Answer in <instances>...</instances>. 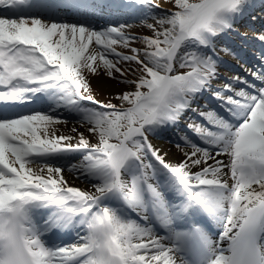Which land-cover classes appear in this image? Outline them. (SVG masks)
Returning <instances> with one entry per match:
<instances>
[{"label": "snow or ice", "instance_id": "obj_1", "mask_svg": "<svg viewBox=\"0 0 264 264\" xmlns=\"http://www.w3.org/2000/svg\"><path fill=\"white\" fill-rule=\"evenodd\" d=\"M173 3L158 15V0H0V264H264V66L212 88L214 41L252 0ZM90 10L132 16L152 35L57 19ZM101 69L134 86L121 106L95 98L89 76ZM205 92L217 107L193 108ZM58 109L97 142L59 134ZM188 111L202 122L170 164L148 137ZM65 168L93 190L68 186ZM77 227L74 243L48 239Z\"/></svg>", "mask_w": 264, "mask_h": 264}, {"label": "bare ground", "instance_id": "obj_2", "mask_svg": "<svg viewBox=\"0 0 264 264\" xmlns=\"http://www.w3.org/2000/svg\"><path fill=\"white\" fill-rule=\"evenodd\" d=\"M253 7L248 10L244 15L249 14L250 12L254 11V8L256 7L258 10L261 8H264V0H252ZM162 6L163 4L160 3ZM255 5V7H254ZM162 8V7H160ZM158 10V9H157ZM256 10V9H255ZM109 20V19H108ZM149 19L147 22L148 23H153V21ZM121 23H125L128 25H131L130 28H127L126 31L130 32L133 35L136 36H146L147 33L145 32L148 31L146 27H143L138 19H134L131 22L126 23L125 20H122ZM235 24L237 25L235 28ZM101 25L103 23L99 24H93L92 26L101 29ZM119 25V24H118ZM244 25L243 21H239V18L235 21L233 25V30L236 31L238 30V27ZM252 28L253 30L256 31L255 35L256 37H259L260 35L264 34V29L262 25H259L258 23H252ZM264 25V24H263ZM246 26V25H245ZM150 31V30H149ZM151 32V31H150ZM152 33V32H151ZM246 33V32H245ZM258 33V34H257ZM223 36V35H222ZM222 36H218L215 41V55L216 51L221 49V47H226L224 46V39ZM240 37L238 35L235 36ZM241 38V37H240ZM242 39V38H241ZM246 41L245 39H243ZM133 47H142L138 42L134 43L132 45ZM117 51H120L124 54H131L128 49H123V48H117ZM220 57V56H219ZM225 57V56H224ZM223 57V58H224ZM222 59V57H221ZM228 59V58H227ZM224 60V59H223ZM222 63V60H220ZM133 66H135L133 64ZM248 69H246L247 75L248 74ZM221 75L226 79L221 80L216 82V79L212 82V88L213 90L221 88L225 82H229L232 80L233 77H236L235 75H228L224 74L222 71H220ZM117 78H109L104 71L101 69L99 75H90L89 76V81L91 84V87L93 89V94L95 95V98L98 101L104 102L107 97H117L119 94H122L128 90L134 89V86H130L128 84L120 82L119 74H116ZM128 79H133L134 77L129 75L127 77ZM206 101L202 99V95L198 96L196 101L193 102L192 107H203L205 105ZM121 105V103L119 102ZM54 115H56L58 118L61 120L66 121L64 124L57 125L58 128V133L59 134H65V135H72L76 136L77 133H83L85 138L92 140V135L87 131V128L85 126H82L80 121V117L76 113L69 112L67 109H58L55 111ZM192 121H195L196 123H201V118L197 115V113H194L192 111H188L184 114V116L181 118V120L178 122L176 125H170L168 127L159 129L153 134L149 135V141L152 143V145L159 150L160 154L165 158V160L170 163V164H177L180 161L184 159L183 152L177 147V144H180L183 146V142L180 140V137L182 135H189L188 132H191V130L188 128V124ZM76 128L77 133H73L72 129ZM172 130L176 132L177 136L172 133ZM192 134V132H191ZM75 143V141H73ZM190 150V149H188ZM79 157H76V160H78ZM219 159L224 160L227 162V157L226 156H221ZM33 167H39V165H33ZM63 176L65 180L67 181L68 186L71 187H76L81 190H87V191H92V186L91 184L83 177H77L75 174L68 172L67 168L63 171ZM132 216L135 218V214L133 213ZM216 237L214 238L215 240H219V232L222 230L218 228L216 225ZM78 234L83 235L84 233L80 231L79 229L76 231V237H75V242L77 241ZM223 243V242H222Z\"/></svg>", "mask_w": 264, "mask_h": 264}, {"label": "rangeland", "instance_id": "obj_3", "mask_svg": "<svg viewBox=\"0 0 264 264\" xmlns=\"http://www.w3.org/2000/svg\"><path fill=\"white\" fill-rule=\"evenodd\" d=\"M158 2L163 4L161 6L162 8H159L158 10H156V12H157L158 15H163L165 13H171V12H174V11L177 10L174 7L173 0H168V2H165V0H158ZM255 13L254 14L243 15L242 17L239 18V21H243L244 22V25H246L247 23L255 22V20H257V19H259L261 17V16H259L258 14H255ZM244 25L240 26V28H238V29H243V28L248 29V27H244ZM236 26L237 25L235 24V28H237ZM145 32L147 33L146 36H151L152 35V33L149 30L148 31L145 30ZM181 71H187V69H183ZM133 90L134 89L128 90V91H133ZM109 102H111L114 105H117L118 107L121 106L119 104V102L121 103V101L119 99H117V97H112V96L111 97H107L103 103H109ZM123 106L124 107H127L126 104L123 105ZM89 141H90V143H96L97 142V140H96V138L94 136H92V140H89Z\"/></svg>", "mask_w": 264, "mask_h": 264}]
</instances>
